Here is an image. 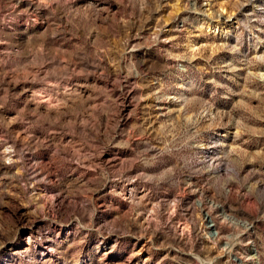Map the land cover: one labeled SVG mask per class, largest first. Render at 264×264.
<instances>
[{
    "label": "rangeland",
    "instance_id": "obj_1",
    "mask_svg": "<svg viewBox=\"0 0 264 264\" xmlns=\"http://www.w3.org/2000/svg\"><path fill=\"white\" fill-rule=\"evenodd\" d=\"M0 264H264V0H0Z\"/></svg>",
    "mask_w": 264,
    "mask_h": 264
}]
</instances>
